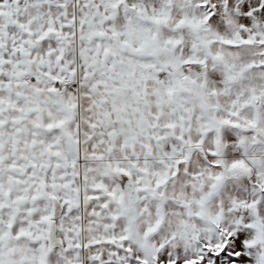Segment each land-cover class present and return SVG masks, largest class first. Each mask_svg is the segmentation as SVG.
Here are the masks:
<instances>
[{"label": "snow or ice", "instance_id": "1", "mask_svg": "<svg viewBox=\"0 0 264 264\" xmlns=\"http://www.w3.org/2000/svg\"><path fill=\"white\" fill-rule=\"evenodd\" d=\"M0 264H264V0H0Z\"/></svg>", "mask_w": 264, "mask_h": 264}]
</instances>
